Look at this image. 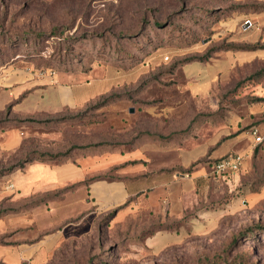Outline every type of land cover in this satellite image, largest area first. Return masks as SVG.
<instances>
[{"label":"rangeland","instance_id":"rangeland-1","mask_svg":"<svg viewBox=\"0 0 264 264\" xmlns=\"http://www.w3.org/2000/svg\"><path fill=\"white\" fill-rule=\"evenodd\" d=\"M263 16L264 0H0V180L26 158L60 160L91 143L128 148L132 113L125 116L127 127L108 126L103 109L112 105L173 110L170 124L184 112L188 126L211 114L209 108L242 109L248 84L232 89L258 65L230 68L199 99L187 93L181 63L208 49H216L208 61L238 52L225 48L257 37ZM244 19L253 27L242 33ZM227 22L229 31L215 35ZM46 71L84 75L112 88L82 110L39 122L18 119L5 91L8 75ZM18 134L21 144L5 149V140ZM210 162L179 215L167 216L162 206L132 207L111 220L97 215L87 232L57 248L51 264H264V233L255 228L264 226V141L252 148L245 170L220 181L206 178ZM10 205L4 200L0 210Z\"/></svg>","mask_w":264,"mask_h":264},{"label":"crops","instance_id":"crops-1","mask_svg":"<svg viewBox=\"0 0 264 264\" xmlns=\"http://www.w3.org/2000/svg\"><path fill=\"white\" fill-rule=\"evenodd\" d=\"M231 26L229 22L222 23L221 31L215 35L226 34ZM256 28L258 36L251 35L244 43L264 42V16L258 19ZM240 30L245 32L241 26ZM253 64L264 65V48L226 53L223 59L205 63L185 64L182 71L187 93L200 99L209 95L213 81L230 68ZM6 82L12 113L20 120H42L82 110L112 88L103 80H88L84 75L56 73L50 77L40 72L8 75ZM248 87L250 96L264 98V87L259 84ZM140 107L109 106L103 109L107 112L105 122L116 129L127 127L125 116L133 108L127 122L131 131L141 127L144 119L145 131L157 136L136 138L128 148L88 147L73 150L60 160L25 163L0 180V202L5 200L17 209L0 217V264H47L66 239L87 232L97 215L126 203L117 215L132 207L159 211L161 206L167 210V216L179 215L188 206L187 194L205 169L198 163L189 174L182 171L198 160L215 161L236 152L247 154L245 170L253 148L248 129L259 121L255 125L261 133L264 130V103L248 102L242 109L230 108L218 114V106L209 108L211 114L202 113L192 126L185 125L184 112L177 117V124H170L169 117L176 116L171 113L173 110L151 113L147 106ZM174 131L177 134L168 140L158 137ZM41 132L46 135L44 130ZM21 134L12 141L7 138L5 149L19 146ZM111 171L125 178L84 183ZM8 184L13 185L11 190L6 188ZM37 200L40 202L30 206Z\"/></svg>","mask_w":264,"mask_h":264},{"label":"trees","instance_id":"trees-1","mask_svg":"<svg viewBox=\"0 0 264 264\" xmlns=\"http://www.w3.org/2000/svg\"><path fill=\"white\" fill-rule=\"evenodd\" d=\"M215 21H217L216 20V18L215 19H212V21L211 22H213V23H215ZM210 22V23H211ZM157 24V28H159L160 30H162L163 29V25H161V24H159V23H156ZM211 25V24H210ZM209 25V26H210ZM161 35H164L165 33L163 32V31H161V33H160ZM230 48H233V50H235V51H254V50H257V49H263L264 48V42H260V41H257V42H255V43H253V44H244V45H241V46H235V47H233V46H229V47H227V48H225V50H229ZM215 50L216 49H214V50H212V49H208L207 51H206V53H205V55H203V56H201V57H191V58H188V59H186V60H184V61H182V63L181 64H183V65H185V64H188V63H192V62H200V63H205V62H207L209 59H210V57H211V54L212 53H214L215 52ZM253 65H255V64H253ZM257 65V64H256ZM255 85V84H259V85H261L262 87H264V66H257V69L253 72V73H251L250 75H248L247 77H245L244 79H242V80H240V81H238L237 83H236V85L233 87V89H232V91H236V90H238L240 87H242V86H244V85ZM111 96L112 95H110L109 97H107V98H105L104 99V102L103 103H101L100 105L102 106H104V104H105V102L107 103L108 101V99H110L111 98ZM248 100H249V102L250 103H253V102H258V103H264V98H259V97H253V96H249V98H248ZM92 102H94V101H92ZM91 102V103H92ZM89 105H90V103H89ZM88 105V106H89ZM141 105H138V106H135V107H139V108H142V107H140ZM225 109H219L218 108V112L216 113V114H218V113H221L222 111H224ZM210 115H203L202 117H204V118H208ZM199 119V118H198ZM142 120V119H141ZM20 121V120H19ZM26 121H29V122H39V120H32V119H28V120H26ZM145 124V121H144V119H143V123L141 122V127H138V129L137 128H135L134 127V130H132L131 131V129H130V133H131V139H130V141H129V145H130V143H131V141L132 140H135L136 138H139V137H142V136H144V135H147V134H150L151 136H157V135H155V134H152V133H149V132H146L145 131V128H144V125ZM191 125V124H190ZM182 131H179V133H181ZM135 134V135H134ZM175 134H177L176 133V131H174V132H171L169 135H167V136H161V135H158V137L159 138H161V139H164V140H168V139H170V138H172ZM263 141H264V137H263V140H262V142L260 143V144H262L263 143ZM259 144V145H260ZM129 145H128V147H129ZM259 145H256L254 148H256V147H258ZM88 147H108V146H103L101 143H91V144H84V147L83 148H88ZM110 148H112L111 146H109ZM77 148H79V147H77ZM114 148V147H113ZM42 156V155H41ZM67 156V154H62L60 157L61 158H65ZM53 157V156H52ZM57 157V156H56ZM30 161H32V159H24V160H22L19 164H13V165H11L10 167H8L6 170H5V175H7V174H9V173H12L13 171H15V170H17L18 168H20V167H22L23 166V164H25V163H29ZM206 161V159H201V160H198L196 163H194L189 169H186V170H183L182 171V173H186V174H189L190 172H191V168L195 165V164H198V163H201V164H203L204 162ZM216 161V160H215ZM215 161H212V163L210 162V164H212L213 165V163L215 162ZM212 165H211V167H212ZM211 167H210V171H211ZM210 171L208 172V174L206 175V178L208 179V180H211V181H220L221 179H214L211 175H210ZM241 171H243V169L241 170ZM240 171V172H241ZM115 175L114 173H113V171H111V173H107L106 175H103V176H96V177H92V178H90V179H88V180H85L84 181V183H87V182H90V181H93V180H95V179H103V180H107V181H113V180H120L121 178H125V177H119L118 175H115V177H110L109 175ZM4 175V176H5ZM3 176V177H4ZM227 177H229V176H227ZM226 177V178H227ZM42 200H44V198L43 199H41V201ZM4 201V200H3ZM3 201H1L0 202V204L1 203H3ZM7 201H5V203H6ZM38 202H40L39 200H37V201H35V202H33L30 206H33V204H35V203H38ZM8 203V202H7ZM127 204L128 203H126L125 205H123V206H121V207H119V208H116V209H114V210H112V211H110V212H107V213H105V214H102L103 215V218H104V220H111L112 218H114L116 215H117V212L119 211V210H121V209H123V208H125L126 206H127ZM17 211V209L15 208V207H13L12 206V204L10 205V206H8V207H5V209H2V210H0V216H3V215H5V214H9V213H13V212H16ZM254 228V227H253ZM255 228H257L258 229V231H261L262 233H264V226H260V225H257V226H255ZM162 230H166L165 228L164 229H162ZM168 231H172V230H168ZM253 231H254V229H250V233H253ZM64 243V242H63ZM55 253V252H54ZM51 262H52V260H50L47 264H51Z\"/></svg>","mask_w":264,"mask_h":264},{"label":"built area","instance_id":"built-area-1","mask_svg":"<svg viewBox=\"0 0 264 264\" xmlns=\"http://www.w3.org/2000/svg\"><path fill=\"white\" fill-rule=\"evenodd\" d=\"M240 26L241 28H243V30L252 28L253 22L249 19H244ZM244 27L246 28L244 29ZM165 60H167V58H165ZM40 73L47 74L50 77H53L56 74L54 71H46ZM248 134L252 139L253 148L256 145H259L263 140V136L261 135L259 127L256 125H252L249 127ZM246 159L247 154L242 152L225 155L213 163L210 175L214 179H225L227 176L237 174L243 169ZM6 188L11 190L13 188V185L8 184Z\"/></svg>","mask_w":264,"mask_h":264},{"label":"water","instance_id":"water-1","mask_svg":"<svg viewBox=\"0 0 264 264\" xmlns=\"http://www.w3.org/2000/svg\"><path fill=\"white\" fill-rule=\"evenodd\" d=\"M246 27H244V29H245ZM128 112L129 113H133L134 112V109L133 108H130L129 110H128Z\"/></svg>","mask_w":264,"mask_h":264}]
</instances>
